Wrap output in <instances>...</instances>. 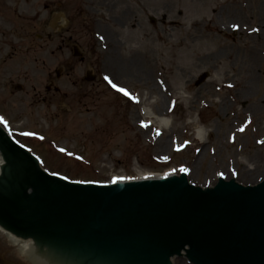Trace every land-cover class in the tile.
<instances>
[{
	"label": "rangeland",
	"instance_id": "obj_1",
	"mask_svg": "<svg viewBox=\"0 0 264 264\" xmlns=\"http://www.w3.org/2000/svg\"><path fill=\"white\" fill-rule=\"evenodd\" d=\"M0 114L79 181L258 184L264 0H0ZM0 264H31L1 231Z\"/></svg>",
	"mask_w": 264,
	"mask_h": 264
},
{
	"label": "water",
	"instance_id": "obj_2",
	"mask_svg": "<svg viewBox=\"0 0 264 264\" xmlns=\"http://www.w3.org/2000/svg\"><path fill=\"white\" fill-rule=\"evenodd\" d=\"M0 227L34 264H264V181L71 182L0 127Z\"/></svg>",
	"mask_w": 264,
	"mask_h": 264
},
{
	"label": "bare ground",
	"instance_id": "obj_3",
	"mask_svg": "<svg viewBox=\"0 0 264 264\" xmlns=\"http://www.w3.org/2000/svg\"><path fill=\"white\" fill-rule=\"evenodd\" d=\"M146 114H149L150 116L152 115V117L153 118H155L154 117V115L150 112H146ZM167 118H161L159 121H160V124L162 125V126H164V127H166V126H168V124H169V121L168 120H166ZM201 132H199V134H200ZM202 135H203V133H201L200 134V136L202 137ZM160 176V175H159ZM161 176H163V175H161ZM151 177V175H145V174H141V176L139 177V179H147V178H150ZM155 177H157V176H155ZM0 231L6 236V238L8 239V241H9V243L11 244V245H13L14 247H16L17 249H18V251H19V253L21 254V256L22 257H24L23 256V251H28V246H27V242H26V240L25 239H21V240H19V239H17V238H15V237H13V236H11V233L10 232H8V231H6V230H4V229H2L1 227H0ZM25 258V257H24ZM26 260H28L27 258H25ZM172 260V259H171ZM29 261V260H28ZM173 261V260H172ZM31 262V261H30ZM32 263V262H31ZM32 264H34V263H32Z\"/></svg>",
	"mask_w": 264,
	"mask_h": 264
},
{
	"label": "snow or ice",
	"instance_id": "obj_4",
	"mask_svg": "<svg viewBox=\"0 0 264 264\" xmlns=\"http://www.w3.org/2000/svg\"><path fill=\"white\" fill-rule=\"evenodd\" d=\"M105 79H107V77H106ZM112 87L115 89V91L120 92V93H122L124 96L129 97V98L131 99V97L129 96V93H128L127 91H125L123 88H119V87H117L115 84H112ZM142 126H143V125H142Z\"/></svg>",
	"mask_w": 264,
	"mask_h": 264
},
{
	"label": "flooded vegetation",
	"instance_id": "obj_5",
	"mask_svg": "<svg viewBox=\"0 0 264 264\" xmlns=\"http://www.w3.org/2000/svg\"><path fill=\"white\" fill-rule=\"evenodd\" d=\"M50 89H51V87L48 88V90H50Z\"/></svg>",
	"mask_w": 264,
	"mask_h": 264
}]
</instances>
